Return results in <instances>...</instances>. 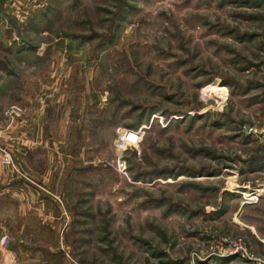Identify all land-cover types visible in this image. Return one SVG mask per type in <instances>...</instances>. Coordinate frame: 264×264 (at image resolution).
Returning <instances> with one entry per match:
<instances>
[{
    "label": "rangeland",
    "instance_id": "rangeland-1",
    "mask_svg": "<svg viewBox=\"0 0 264 264\" xmlns=\"http://www.w3.org/2000/svg\"><path fill=\"white\" fill-rule=\"evenodd\" d=\"M23 1L0 125L35 145L0 128V264H255L223 238L263 257L264 0Z\"/></svg>",
    "mask_w": 264,
    "mask_h": 264
},
{
    "label": "crops",
    "instance_id": "crops-1",
    "mask_svg": "<svg viewBox=\"0 0 264 264\" xmlns=\"http://www.w3.org/2000/svg\"><path fill=\"white\" fill-rule=\"evenodd\" d=\"M3 6L1 8V18L0 22L5 21V24L8 22V19L11 21L13 18L16 20V22L18 21V19L20 21H22L23 19V10H22V4H23V0H3ZM17 25V23H16ZM5 27H7V25H4ZM14 31V35L17 36V31ZM0 32H2V35H9L7 33H3L2 30H0ZM13 39L11 38V40L9 41V44L11 45L12 51L13 49L16 51L18 48V42L17 40L12 41ZM11 105V104H10ZM6 109V108H5ZM4 109V110H5ZM2 112V111H1ZM4 115V111L0 116ZM13 114H10L9 116H12ZM61 115V114H59ZM0 123H2L0 121ZM0 128L3 130H7L4 131L6 132L7 136L9 139H7L9 142L12 143V145L17 149V153L19 152L22 153V149L23 148H29V147H33L34 144V139L31 138V142L32 145H28L27 143L24 144V133H22L24 131V125L22 124L20 119H16V120H11L8 124L7 122H3V125H0ZM39 127L36 129L35 126L33 125V129H32V133L35 134L36 130L38 131ZM27 142H29V139L27 140ZM12 175V174H11ZM1 177V176H0ZM66 177V176H65ZM17 178V177H16ZM59 179L63 180L64 177L63 175L60 174ZM11 181V179H10ZM10 181L6 184H4L3 182L0 185V195L4 194V192H10V190H13L14 188V184H10ZM6 189V190H5ZM264 198V197H263ZM262 199V197H261ZM260 199V200H261ZM254 237L256 238L255 243L257 244L258 248L260 249V256H264V235L259 236L258 234H254Z\"/></svg>",
    "mask_w": 264,
    "mask_h": 264
},
{
    "label": "built area",
    "instance_id": "built-area-1",
    "mask_svg": "<svg viewBox=\"0 0 264 264\" xmlns=\"http://www.w3.org/2000/svg\"><path fill=\"white\" fill-rule=\"evenodd\" d=\"M8 113H13L12 109H8ZM130 135H133L131 137ZM142 134L140 130L136 129H127L124 127H117L116 128V139L115 144L118 145V147H121L122 149L126 148L127 146H136L141 141ZM1 167H7L10 169H16V166L14 164V161L12 159V156L10 152L7 150L6 147L2 146L0 144V171ZM264 189V188H263ZM254 194L253 196H256V198L252 201L258 200L259 194ZM251 194V196H252ZM261 194V193H260ZM264 194V192H263ZM248 202V199H246ZM251 202V201H250ZM8 241V235L4 234L0 237V244H5ZM214 248L218 255L221 256H232L236 254L242 259H246L249 262H255V264H264V256L263 257H257L252 252L248 251L246 247L242 246V242L240 239L232 242L231 239L223 238L221 241H219L216 245H214Z\"/></svg>",
    "mask_w": 264,
    "mask_h": 264
}]
</instances>
